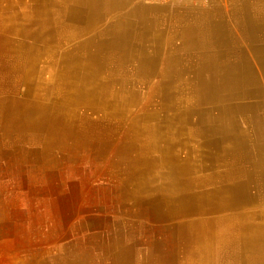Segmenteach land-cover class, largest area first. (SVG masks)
<instances>
[{"label": "crops", "instance_id": "obj_1", "mask_svg": "<svg viewBox=\"0 0 264 264\" xmlns=\"http://www.w3.org/2000/svg\"><path fill=\"white\" fill-rule=\"evenodd\" d=\"M35 4L28 7L37 25L30 36L44 44L41 54L87 58L89 90L115 91L101 98L102 115L112 117L114 107L129 101L123 117L148 106L156 128L153 149L142 151L147 140L141 125L130 123L135 131L124 132L125 150L144 155L157 182L194 185L209 194L201 195L215 203L214 216L233 221L215 228L231 239L224 247L234 251L231 263L264 264V0ZM10 18L21 40L25 27ZM117 90H123L119 104ZM180 168L179 179L167 176Z\"/></svg>", "mask_w": 264, "mask_h": 264}, {"label": "rangeland", "instance_id": "obj_2", "mask_svg": "<svg viewBox=\"0 0 264 264\" xmlns=\"http://www.w3.org/2000/svg\"><path fill=\"white\" fill-rule=\"evenodd\" d=\"M33 5L35 0H0V264H121L124 249L131 253L130 264H157V256L191 264L195 259L188 252L196 235L187 228L189 219L178 217L181 228L177 223L172 228V215L164 209L188 193L209 194L192 185L172 196L180 185L157 182L144 155L134 147L125 150L130 119L118 113L103 117L97 110L100 91L91 96L79 90L72 98L88 109L60 104L56 110L62 91L56 80L53 85L46 81L55 67L38 50L44 49L38 35L37 42L30 36L37 32L33 9H28ZM11 16L25 27L21 40ZM30 68L35 79L27 73ZM72 83L85 89L84 79ZM44 90L53 93L47 100ZM122 93H117L118 104ZM44 103L41 118L34 106ZM110 118L114 130L109 134L102 127Z\"/></svg>", "mask_w": 264, "mask_h": 264}, {"label": "bare ground", "instance_id": "obj_3", "mask_svg": "<svg viewBox=\"0 0 264 264\" xmlns=\"http://www.w3.org/2000/svg\"><path fill=\"white\" fill-rule=\"evenodd\" d=\"M67 42H69V40ZM64 44H66V43H64ZM68 49H69L68 51H70V52H71V50H73V48L70 49V47ZM80 50H81V48H80ZM81 51L83 52V50H81ZM87 51H89V49ZM46 56L53 63L54 67L57 68V72H55L56 74H54V75L47 74L48 77H47L46 81L50 79V83L53 85L54 82H55V80H56L55 85L58 84V87L62 91V95L59 98L60 100L57 101V104L59 105V108L56 109V110L58 112H60V104L65 109V108H68V106L69 107H72L76 103V99H73L72 100V98L76 95L77 91H79V90L80 91H84L85 90V92L87 93V95H89V93H90L91 96H93V94L96 93L97 91H100L101 92V98L102 97H106L107 91H105V90H102L100 88L99 89H96L95 88V90H89V63H88V59L87 58L84 59V62H82V61L78 60L79 57H77V56H76L77 58L75 56H74V58H72V56H71V58H70V56H68V57L67 56L64 57V56H61V55L60 56H57V54L56 55H49V54H47ZM36 62H37V59H36ZM0 63H1V60H0ZM63 64L66 65V66H63ZM2 71H0V77L2 76ZM71 71H75V75L74 76L71 75ZM32 72H33V70L30 68V70L27 73H28V75L30 77H33L35 79L36 78V75H33ZM39 73H37V74H39ZM81 79H84L86 81V83H85L86 84L85 89L82 88V87H80L79 84L75 85L74 83H72L73 81L79 82ZM96 81H97V79H96ZM118 91L119 90H117V92ZM128 92H129L130 96L133 99H135L134 98V95L132 93H130V91H128ZM114 93H115V91L109 90V92L107 94V98L108 97L112 98L114 96L113 95ZM52 94L53 93L50 92V91H45V95H44L45 100L49 99L50 96H52ZM81 94H83V93H81ZM128 101H126V102L128 103ZM45 104L46 103H44V104H36V106H34L37 109V114H39V117L41 116V118H43L44 116H46L44 110L46 111L47 106H45ZM131 104H132L131 101H129V103L126 104L125 106L122 105L123 107H119L118 108V106H116V107H114V110L111 112V114L113 115V113H118V114L121 115V111H124L128 107L132 106ZM76 105H77V109L78 108L79 109L80 108L88 109V107L85 106V105H82V107H80V106L78 107V104H75V106ZM104 105L98 104L97 110H101L99 112H102V110L105 109V106ZM32 106H33V104H32ZM94 106H96V105L90 106L89 108L94 107ZM8 108L10 109L11 107H8ZM139 109H140L139 111L135 110L134 113H129V117H127V118L130 119L129 120V123H135V124H138L139 123L141 125L139 128L141 130H143V135H145L144 138H146V140H147V142H144V144H143L142 151L145 148H147V147L150 148V149H153L154 144H153V139L151 138V136H152L153 130L156 129L155 128V124H152L151 115H150L151 113L148 110V106H146L145 108H144V106H142V108H139ZM9 111H11V110H9ZM71 112L73 114H75V115L76 114L78 115V113H79L77 111L76 112L75 111H71ZM57 113H55V114H57ZM62 113H63V111H62ZM102 113H104V112H102ZM122 113L124 114V112H122ZM58 114H60V113H58ZM126 115H128V114L126 113ZM140 116H142V118H143L141 123H140V119H139ZM103 117H105V115H103ZM53 118H54V121H58L60 119L58 117H53ZM55 118H57V119H55ZM120 118H123V115H121ZM106 121L108 122L107 127H102L105 133H107V132H109L110 130L113 129L112 127H110V125L113 123L112 122V118H110V120H106ZM93 122H95V121H93ZM120 122H122V121L120 120ZM135 124H132V125H135ZM71 128H72V125L69 124L65 128V130H63V134H65L66 131L70 130ZM133 128L134 127H129L130 132L135 131ZM89 129H90V126H89ZM140 129L137 128L136 130H140ZM126 131H127V129H126ZM127 140H131V139L128 138ZM142 151H141V153H142ZM163 155H165V156L162 157L161 160H163L164 163H167V161H168L167 159H169V158L166 156V153L163 154ZM167 173H168V175H167L168 177L169 176L170 177H174V178L178 177V179H179V177L184 174V170L181 169V168L178 169V170L177 169L176 170L169 169ZM169 173H172V175H170ZM152 174H154V173H152ZM182 180H183V178H182ZM141 186H143V185H141ZM191 186L192 185H189V186L188 185H181V183H180V191L178 193H177V191H175V193L172 192L171 195L173 196V194L174 195L182 194L181 193L182 192V189L185 191V190L191 188ZM175 188L176 187H173L172 189L174 190ZM176 200L177 199L173 200V202H170L168 205L166 204L168 208H165L164 210H165V214L172 215L173 223L170 226L172 228H175L176 229V228H178V226L180 227V225L177 223L178 217H185V218L189 219L186 222L187 228L190 231L193 230L194 233H195V235H196V241L194 242L195 246H193V248H191V251L188 252L191 255L192 259H195L191 264H234V263H231V261L233 260V258H236V256H233L234 251H232V249H230V248H224V247H226L225 245L231 244L230 237L228 236V234H225L223 236L219 235L218 232L215 229V228H218V226H230V225L233 224V221L231 222V220H229V219L228 220H226V219L224 220L223 217H222L223 219H219V217H215L214 216V211H215L214 205H215V203L213 201L210 202V201L203 200L201 194L188 193L186 195V198L184 197V200H179V201H176ZM227 205H228V203H227ZM174 220H176V222H174ZM175 223H177L178 226ZM171 232H175V230H171ZM173 236H175V235L173 234ZM222 245H223V247H221ZM237 251H239V250H237ZM177 253H178V255H181L182 253H184L183 252V249H181V251H177ZM236 254H238V253H235V255ZM121 256H122V258L125 257L122 260L123 262L121 264H130L129 261H131L130 260L131 259V253L129 251H127V249H124V251L121 253ZM176 259L163 258L161 260L157 256V258H155V261H156L157 264H175L174 262L176 261Z\"/></svg>", "mask_w": 264, "mask_h": 264}, {"label": "built area", "instance_id": "obj_4", "mask_svg": "<svg viewBox=\"0 0 264 264\" xmlns=\"http://www.w3.org/2000/svg\"><path fill=\"white\" fill-rule=\"evenodd\" d=\"M179 1H191V0H179Z\"/></svg>", "mask_w": 264, "mask_h": 264}]
</instances>
